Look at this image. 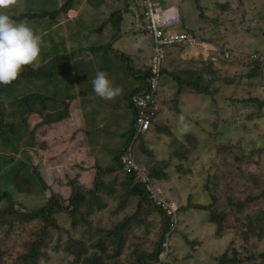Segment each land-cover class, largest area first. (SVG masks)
Returning <instances> with one entry per match:
<instances>
[{
    "label": "rangeland",
    "instance_id": "1",
    "mask_svg": "<svg viewBox=\"0 0 264 264\" xmlns=\"http://www.w3.org/2000/svg\"><path fill=\"white\" fill-rule=\"evenodd\" d=\"M52 1L55 3L52 8L43 6L40 13L38 10L30 14L39 17L26 20L29 25H32L31 21H33L44 25V31L47 29V33L42 35L44 40L41 45H45L44 49L47 48L46 46L60 43L57 41L60 38L57 28L65 26L66 30L69 29L70 21L77 18L82 20L80 14L84 13V10L81 12L72 9L67 13V19L59 17L55 20L48 13L59 8L62 0ZM160 1L164 6L179 7L183 24L178 30L194 32L200 44L194 49L181 48L176 51L177 56L170 55L171 58H168L165 66L167 71L173 75H181L185 80L189 77L196 79V73L202 78L201 82L212 80L210 89L215 91L216 97L214 102L212 96L198 95L188 88H184L183 93L178 96V81L174 80L173 76H166L159 94L161 96L158 102L162 109L159 117L161 120L167 117L166 122L172 133L183 142L185 145L183 148L188 150V154L183 155L182 148L171 144L172 138L161 133L155 139L154 146L152 145L154 155L145 156L140 149L137 152L141 166L148 171V166L156 162L153 160L169 162L164 169L168 178L161 181L158 187L175 209L182 207L186 209L180 213L178 230L170 239L169 252H164L162 263L217 264L216 257H220L228 250L231 253L233 247L240 250L242 262L249 264L244 261L247 257L255 255L257 250L264 252V238H260L261 241L254 239L255 236L249 232L247 224L240 226L235 221V211L242 207V203H247L245 211L251 220L264 215V106L253 102L255 98L264 102V75L248 78L246 75L249 68L246 65L234 63L228 66L219 54L226 48L243 52L259 51L264 54V0H201L199 4L196 0ZM21 2L23 0H20L19 4ZM102 2L101 7L97 9L94 7L98 5V0L84 2L86 5L91 3L94 14L97 12L98 15V20L91 19V29L96 28L97 23L115 27L110 36H101L102 43L98 46L102 47L95 52L88 51L82 55L83 61L75 60L74 65L70 67L76 69L72 76H62L61 70L53 80L54 85L37 81L33 90L28 91L18 90L25 86L18 85L13 90L15 96L2 104L6 121L9 123L13 121L17 125L18 132L14 137L19 151L12 152L10 149L0 147V155L8 158L14 156L17 160L29 155L30 165L38 160L42 170L44 166L49 168V172L45 173V179L58 189L55 192L63 193L65 199L69 196L70 189L59 190V182L66 185L79 174V169H75L72 158L65 156L66 148L59 145L61 139H52V134L49 135V132L47 134L49 125L45 124L49 122H44L45 115L56 109L64 110L65 107L55 103L39 105L38 112L22 122V116L18 113L19 108L13 104V101L26 92L41 90L43 86L48 90L47 93L58 99L57 101H61L66 95L75 94L83 111L86 134L90 141L96 143L98 139H104L99 146L101 149H97L100 155L98 164L104 167L116 165L115 156L127 143L134 119V111L127 95L135 88L146 85L140 76L144 72L143 69L150 65L152 44L146 34L137 31L139 24L136 13H132L130 9L132 5L130 0L126 4L122 0ZM20 5L15 6L16 8L0 10V14L11 17L16 13L15 9H22L23 3ZM24 11L26 12L25 8L21 13ZM112 11L117 13L113 15ZM118 11H122L120 17ZM202 13L205 15L203 19L200 16ZM53 26L55 28L50 30ZM53 49L56 50L55 47ZM41 52V58L43 53H48V51ZM122 53L129 59L123 58ZM54 55L53 52L50 58ZM212 58H216L215 64L208 62ZM39 64L40 61L36 62L34 67ZM67 64L68 62L62 65L65 73L71 72ZM207 67L214 69V73H209ZM98 71L105 72L114 87L122 88L120 96L112 101H106L94 92L91 81L95 79ZM63 79L70 87L65 86ZM73 129L68 127L71 133ZM149 137L150 133L140 138L139 143H143V140ZM223 144L234 145V155L220 151L219 147ZM237 154L244 158L243 164L234 163L233 156ZM65 158L69 159V162H66ZM55 160L62 161L63 164L57 167L58 169L52 168L53 172H50V164ZM93 177V171H83L79 182L89 188ZM208 179V185L214 191L206 188ZM212 193L217 196L215 207L228 214L221 238L215 236L216 227L210 222L208 211L188 208L190 203L210 205ZM49 197H51L50 191L41 193L37 186L29 197L14 194V209H21L20 213H27L34 208L39 209L46 204ZM230 201H233L234 205ZM7 206L5 202L0 201V253L5 249L14 250L10 251L5 259L9 263L18 264L19 255L25 253L22 246L24 242L15 243L11 247L5 245L7 235L9 234L12 240H16L24 234L25 238L30 240L33 232L39 228V224L35 221L25 225L24 228H19L16 224V215H13L14 219H12L10 215L2 213ZM118 206L117 201L109 202L108 207L101 214L96 215L94 226L91 228V237L83 226H78L74 230L72 219L67 213L55 214L56 224L60 229H49L50 246L46 256L40 258V262L72 264L75 260L74 254L79 248H75L77 243L80 244L78 246L84 243L85 248L88 249L86 257L92 258L99 251L94 252L88 246L100 239L99 231L113 229L129 218L132 223L139 222L141 225L137 228L133 227L132 240L125 243L121 256L114 257L113 252L109 250L110 258L104 260V264H135L138 245L140 249L143 248L151 255L158 248L157 244L164 228L163 217L153 208L139 211L137 200L130 201L124 210L113 215ZM237 215L242 216V214ZM67 246L69 249L66 248Z\"/></svg>",
    "mask_w": 264,
    "mask_h": 264
},
{
    "label": "trees",
    "instance_id": "2",
    "mask_svg": "<svg viewBox=\"0 0 264 264\" xmlns=\"http://www.w3.org/2000/svg\"><path fill=\"white\" fill-rule=\"evenodd\" d=\"M85 1L86 0H62V4L59 8L51 11V13H48L50 17L58 20L59 17L67 19V13L72 9L81 10V12L84 10V13L80 14V16L83 17L81 18L82 20H80V18H77L76 20L70 21L71 23L68 24L70 26L69 29L66 30L65 26H61L59 28L56 27L58 29L60 37L57 41L60 43L49 46L51 47L50 49L48 46H46L47 48L44 49L45 45H41V51H48V53H43L42 58L40 56L38 60L40 61V64L37 67H34V65L26 66L17 81L7 86L0 84V147H3L4 149H10V151L12 152L19 151V149L16 147L17 143L15 142L14 137L18 132L17 125L13 121H11L10 123L6 121L2 107V104L5 101H8L14 95L13 90L18 85L20 87L22 84L25 86L22 87L23 89L18 88V90H33L37 81L44 84H46L45 82H48L49 85H54L55 83L53 82V80L55 79L56 75H58L59 71H61V69L63 68L62 65L64 63L68 62V64L74 65L73 62L77 59H82L83 61L84 58L82 55L88 53V51L95 52L98 48L100 49L102 47L98 46V44L102 43L101 36H110L114 32L115 27H110V25L105 23H97V27L91 29L90 21L91 19L98 20V15L97 12L94 14L91 3L86 5L84 4ZM98 1L99 3L94 7L95 9L101 7V5L103 4V0ZM122 1L124 4L128 2V0ZM200 1L201 0H196L198 4ZM21 3H23L21 10L25 8L26 12L24 11L21 13V10L15 9L16 13L13 14L11 18L16 22L33 19L31 17H39V15L30 14L38 10L40 13V10L43 6L52 8L55 4L52 0H23V2ZM112 12L114 13L113 15L117 13L115 11ZM121 13L122 11H118L119 17L121 16ZM200 16L202 19L203 17H205L203 13ZM31 22L33 24L29 26L33 28L36 34L42 37V35L44 36V34L47 33V29L45 31L43 29L44 25H39L33 21ZM55 26L50 27V30L54 29ZM94 30H96L95 34ZM119 31H121V28H119ZM191 33L196 35L194 32ZM93 38L94 41L91 42ZM42 40H44L43 37ZM68 44L71 45L68 46ZM110 44L108 43L107 45L110 46ZM53 47H55L56 50L53 49ZM226 51L230 53L229 57L225 56ZM232 51L233 50L226 48L219 54V56L223 58L228 66H232V64L234 63H237L238 65L242 64L243 66L246 65L249 68L248 74L246 76L251 79L264 75V61H253L247 59L246 57H243L238 62L237 55ZM53 52L55 53V55L54 57L50 58V56L53 55ZM257 53L262 52L258 51ZM121 56L125 59H129V57L124 53H122ZM212 60L208 62H212L213 64H215V61ZM165 66L161 74V88L164 86V78L166 76H173V79L178 81V96L183 93L184 88H188L196 92L198 95H205L209 97L212 96V100L216 102L215 91L213 89H210L212 80L201 82L202 78L199 77L198 73L195 74V72L193 73L195 74L196 79H192V77H189L185 80L184 77H181V75H173V73H169L170 71H167ZM207 69H209V73H214V69H211L210 67H207ZM70 70H73V68H70ZM143 71L144 72H142L140 78L144 79L145 84L147 85V80L150 77L151 72L150 69ZM183 73L186 74L185 72ZM146 85L135 88L132 92L128 93L127 96H129V99L136 93L145 92L147 90ZM47 91L48 90L43 86L41 90L39 89L33 91V93L26 92V94L19 95V97H16L14 99L13 104L19 108L18 113L22 116V122H24L25 119H29L33 115H35L36 112H38L37 108L39 107V105H45L48 103L63 105L65 108L64 110L59 111L55 106L56 110L53 113L47 115L46 122H60L70 117V105L74 100L72 95L75 94L66 95L64 99H62L61 101H57L58 99L52 97V95L50 93H47ZM253 102L264 106V102H261L259 98L253 99ZM130 106L132 107V105ZM157 127L158 128L156 129H159V133L165 135L167 134V136L172 138L171 144H174L175 146L178 145V148H182L183 155L188 154V150L183 148L185 145L182 141H179V139L175 137L168 124L163 126L160 125ZM124 147H127V145H124ZM233 148L234 145L223 144L219 147V150L226 151V154L228 155H234ZM139 149L145 154V156H151L152 154L154 155V149L152 147L150 148L149 146H146L143 140V143H139L135 151V158L139 165H141L137 157V152ZM122 153L123 151L121 149L116 154L115 166L104 167L98 163H94V165L90 167V169L94 172L91 187L88 188L81 184L79 182V176L75 177L73 180H69L66 185L61 184L62 186L70 189V195L67 199H65L61 193L55 192L54 189L46 184L39 167H36L33 162L32 165H30L29 155H24L22 159L18 160L14 156L8 158L6 156L0 155V201H3L8 205L2 213L7 214L8 216L10 215L12 219H14L13 215H16V224L19 228H24L25 225L27 226L35 221L39 224V228L33 232L30 240L26 239L24 234L20 235L16 240H12V237H9V234L7 235L8 238H6L4 241L5 245H9L11 247L15 243L24 242L22 246L25 253L21 256L19 255L18 264H43L40 262V258L43 256L45 257L48 253L47 250L50 246L48 241L49 229H60L56 224L55 214L67 213V215H69L72 219V228L76 230L78 226H83L91 237V228L92 226H94L96 215L101 214L108 207L109 202L117 201L119 204L117 211H115L113 214L115 215L124 210L126 208V205L129 204L132 200H137V208L139 209V211H142L144 209L148 210L151 208L158 211L163 217L164 222V228L160 234V238L157 244L158 248L150 255L142 248L143 244L141 243L142 249H140L139 245L138 247H136L137 260L134 263L164 264L162 263L163 259L161 258V254L165 251L169 252L168 243L172 235L178 230V227L175 230L171 231L169 227L170 217H168L167 213L163 210L162 207H155L150 202L149 194L146 191L145 185L138 183L133 174H125L121 171L120 158ZM177 155L179 156V153H177ZM181 156L182 155L180 154V157ZM243 159L244 158L242 157V155L239 156L237 154L233 156V161L237 165H239L240 163L243 164ZM153 161L156 162L151 163V166H148L149 171L143 166L142 167L149 172L150 178L154 182V184L158 185L161 181L168 178V175L164 172V169H166L169 162L160 160ZM208 184L209 179L207 181L206 188L209 191H212L213 189L210 188ZM37 186L41 193H45L47 191L51 192V197H49L46 204H44L42 207H39V209L34 208L31 211H27V213H20L21 209L15 210L13 205L14 194H23L29 197L32 191L34 192ZM162 197L167 200L163 196V194ZM211 199L212 203L208 206L190 203L188 205V208L191 207L198 210L208 211L210 213V222L216 227L215 236L216 238H221L223 231L225 230L224 224L226 219L228 218V214L226 213V211H219V209L215 207V204L217 203V196L215 195V193L211 194ZM230 203L234 205L233 201H230ZM242 204V207H239L235 211V221L238 222L240 226L247 224L249 226V232L255 236L254 239L260 240V238H264V215H259L255 219L251 220L245 211V208L248 206L247 203ZM184 210H186L185 207L178 209L179 221L177 226L180 223V213ZM237 214H242V216L239 217V215ZM139 225H141L139 222L132 223L131 218H129L128 220L117 224L113 229H110L108 231H99L101 234L100 239H98L97 241H93L88 246V248L94 252L99 251V253H93L94 255L92 258L86 257L85 254L88 252V249L85 248L84 243L81 246H78L80 244L77 243L78 245L75 246V248H79L77 249V253L74 254L75 260L72 262V264H104V260L107 261L110 258L108 253L109 250L113 252L112 256H121L125 243L129 240H132L134 232L132 231L133 227L137 228ZM249 242L250 241H248L247 244H249ZM71 243H73V241H71ZM166 243L168 245L167 247L164 246ZM67 244L70 245V243ZM57 247L58 246H56L55 249H57ZM66 248L69 249V246H67ZM10 251L14 250L5 249L2 251V253H0V264H12L5 259L6 255ZM215 260L217 264H244L240 258V250L234 249L233 247L231 253L228 250L220 257H216ZM244 261H247L249 264H264V252L257 250L255 255H250Z\"/></svg>",
    "mask_w": 264,
    "mask_h": 264
},
{
    "label": "built area",
    "instance_id": "3",
    "mask_svg": "<svg viewBox=\"0 0 264 264\" xmlns=\"http://www.w3.org/2000/svg\"><path fill=\"white\" fill-rule=\"evenodd\" d=\"M136 6L130 9L136 13L137 22L153 42V54L150 65L151 75L148 78L146 91L136 93L130 97V103L136 111V118L133 125V133L128 146L120 158L121 171L125 174H133L136 181L144 184L149 194L150 202L156 207L160 206L170 217L171 231L177 228L178 210L173 204L162 197L161 190L151 180L149 172L139 165L135 158V151L139 137L147 133L153 126L158 116L160 105L158 96L160 93L161 74L166 58L167 47L183 45L194 47L197 39L186 32H173V27L181 24L179 8L171 6L165 8L158 0H135ZM141 8V14L137 11ZM142 19H144L142 21ZM238 60L246 57L253 61H264V55L258 53H238ZM226 57L230 53L226 51Z\"/></svg>",
    "mask_w": 264,
    "mask_h": 264
},
{
    "label": "clouds",
    "instance_id": "4",
    "mask_svg": "<svg viewBox=\"0 0 264 264\" xmlns=\"http://www.w3.org/2000/svg\"><path fill=\"white\" fill-rule=\"evenodd\" d=\"M158 1L161 3L160 0ZM19 2L20 0H0V10L9 9V8L18 6ZM130 2L132 4L130 8L134 5L136 6L135 0H130ZM162 6L165 8L171 7V6H164V5ZM172 6H176V5H172ZM137 11L141 14L142 10L139 6H137ZM179 12H180V9H179ZM132 13L134 12L132 11ZM143 20L144 19H142V21ZM182 24H183V20L181 17V24L179 26L171 28L170 30H172L173 32H186V33L192 34L197 39V45H195L194 47H186L183 45L167 47V53H166V58L164 61V66L167 63V60L170 57V55H172L175 50H180L181 48L194 49L196 46L200 45L197 35H194L193 33L186 31V30H182V31L178 30L180 29ZM138 29H139L137 30L138 32L142 33L143 35L146 34L145 32L141 30L140 26H138ZM148 39L150 40L152 44V50H153V42L150 39V37ZM41 44H42V37L36 34V32H34L33 28L29 26L27 21L16 22L9 15L0 14V84L5 85V86L11 85L13 82L19 79L22 71L24 70L26 66L34 65L41 56ZM232 52L237 55L238 62H239L238 60L239 52L241 55H243V53H257V52H243V51L236 50V49H234ZM152 54H153V51H152ZM258 54L264 55L263 53H258ZM212 59L213 61H216V58H212ZM151 60H152V55H151ZM150 65H151V61H150ZM150 65L149 67H145L144 70L150 69ZM91 82H92L94 92L100 98L106 101H112L122 94V91H123L122 88H120L119 86L114 87L112 85V82L109 80L107 74L103 71H98L96 73L95 79H93ZM160 90H162L161 85H160ZM160 96L158 98L159 100H160ZM130 105L132 104L130 103ZM132 109L134 111V119H133V125H134V120L136 118V111L133 106H132ZM161 110L162 109L160 107L159 113L161 112ZM159 113H158V116L152 128L147 133L139 137L137 141V146L139 145L140 138L145 137L148 133H150L154 129L155 125L157 124V121H159V118H160ZM180 119H181V122H183V117H181ZM46 121L47 119L45 118L44 122ZM133 125H132L129 139L127 143L125 144V146L126 145L128 146L129 141L131 139V136L133 133ZM125 149L126 147L122 148V151L124 152ZM156 186L158 187V185ZM178 209L179 208H177V210ZM169 227H170V223H169ZM168 244H170V241ZM164 246L167 247L168 246L167 243ZM163 257H164V252L161 254L162 259Z\"/></svg>",
    "mask_w": 264,
    "mask_h": 264
},
{
    "label": "crops",
    "instance_id": "5",
    "mask_svg": "<svg viewBox=\"0 0 264 264\" xmlns=\"http://www.w3.org/2000/svg\"><path fill=\"white\" fill-rule=\"evenodd\" d=\"M176 51H178V50H175L172 55L177 56ZM71 66L72 65L67 64V67L69 70H70ZM61 70L63 71L62 76H64V77L72 76L73 73L76 71V69H73V70H70L71 72L68 71L65 73L64 68H62ZM64 82L66 84L65 86L70 87V85H68L66 80H64ZM72 97L74 98V100L72 101V104L70 105V117L67 118L66 120H63L60 122L54 121V122H50V123L45 124V125H49V129H47V134H48V132H49V135L52 134V139H56V138L61 139V141L59 142V145L64 146L66 148V155L65 156L67 158L73 159V165H75V169L76 168L79 169V172H78L79 174L77 176H79V179H80V178H82V172L83 171H90L91 170L90 167L92 165H94V163L99 162L98 159H99L100 155H99L97 149H101V148H99V146L103 143L104 139L103 140L98 139V141L96 143H92L90 141L88 134H86L87 131L85 129L84 115H83L82 108L80 107L79 101L77 100L75 95H72ZM50 105L51 104L48 105L49 108H51ZM40 106H45V105L41 104ZM49 114H51V112ZM45 116L47 118V115H45ZM166 120H167V117L164 120H161L159 118V121H157V124L155 125L154 129L150 132L149 139H144L146 146L153 148V146H154L153 144H154L155 139L157 137H159V135H160L158 132L159 129H156V128H158L157 126H160V125L163 126V125L167 124ZM71 121H73L74 123H71ZM68 127L72 128V129L74 128L72 130V133L70 131H68ZM67 158H65L66 162H69L68 161L69 159H67ZM62 164H63V162L58 161V160H55L53 163L51 162L50 172H53L52 168L58 169L57 167H59ZM34 165L36 167H39V161L37 160L34 163ZM40 170L42 172V176H43L46 184L49 185L55 191L56 190L58 191V189L54 185H51V183H49V181L45 179V173L47 171L49 172V168L44 166L43 170H42V168H40ZM61 184L62 183L59 182V188H60L59 190L66 188V187L62 186ZM61 194H63V193H61ZM69 195H70V193H69Z\"/></svg>",
    "mask_w": 264,
    "mask_h": 264
}]
</instances>
